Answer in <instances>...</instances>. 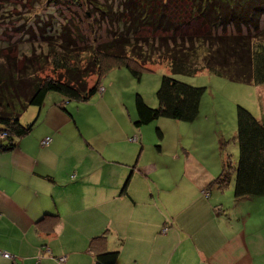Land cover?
Instances as JSON below:
<instances>
[{"label":"crops","instance_id":"obj_1","mask_svg":"<svg viewBox=\"0 0 264 264\" xmlns=\"http://www.w3.org/2000/svg\"><path fill=\"white\" fill-rule=\"evenodd\" d=\"M31 111L33 132L0 154V264H96L91 241L105 233L99 251L119 252L116 264H264V198L237 200L234 182L209 190L222 165L203 171L182 152L168 170L142 165L118 124L82 133L62 98Z\"/></svg>","mask_w":264,"mask_h":264},{"label":"trees","instance_id":"obj_2","mask_svg":"<svg viewBox=\"0 0 264 264\" xmlns=\"http://www.w3.org/2000/svg\"><path fill=\"white\" fill-rule=\"evenodd\" d=\"M86 1L112 23L111 41L94 47L88 58L81 61L79 57L85 53L75 49L78 41L71 38L70 28L64 26L60 43L55 48L50 45L52 49L47 56L55 76L34 78L33 72L24 76L11 64L9 69L0 67V154L15 150L33 132L36 120L23 125L22 117L31 107L41 108L51 93L61 95L64 102H88L104 91L102 80L111 69L125 67L140 80L143 72L150 70L147 65L155 64L154 56L158 53V59L169 66L173 75L193 77L205 72L259 87L260 107L264 109V0H188L193 19L202 20L208 27L204 34L192 36L178 34L167 11L154 5L155 0H126L123 9L112 8L109 1L107 4H100V0ZM72 3L81 5L80 0ZM146 28L172 34L154 40L136 37ZM230 30L233 32L228 34ZM73 54L80 60L75 61ZM94 76L96 81L89 86ZM206 93V88L164 76L156 94L158 107H149L140 94L136 95L134 126L141 130L160 119L194 123L200 116ZM236 123L239 160L234 165L227 153V141L221 142L222 171L208 189L225 191L234 182L237 200L264 198V116L258 118L238 105ZM157 135L163 139L160 129ZM130 141L140 144L141 139L136 136ZM126 188L127 184L122 193ZM59 218L58 214L47 215L38 224ZM106 234L91 241V248L97 251L96 264L118 261L119 252L99 251L98 246L107 241Z\"/></svg>","mask_w":264,"mask_h":264},{"label":"rangeland","instance_id":"obj_3","mask_svg":"<svg viewBox=\"0 0 264 264\" xmlns=\"http://www.w3.org/2000/svg\"><path fill=\"white\" fill-rule=\"evenodd\" d=\"M108 1L110 2L108 5L114 9H123V3L126 2V0H100V4H107ZM155 1L154 5L167 11V16L176 25L178 34L202 35L208 30L202 20L193 19L191 16V3L188 0ZM96 2L99 3V0ZM80 4V6L74 5L72 0H0V67L9 69L8 65L11 64L24 76L33 72L34 78L55 76L56 73L48 63L47 56L52 49L50 45L55 48L57 43H60V34L64 26L70 28L71 38L78 41L75 49L85 53L79 57L81 61L88 58L89 52L94 47L111 41L110 29L114 28L110 20H106V17L102 18L88 1L80 0ZM231 32L233 31H228V34ZM171 34L172 32L155 33L150 28H146L136 34V37L154 40ZM80 40L83 42L79 43ZM76 52L74 53L77 54ZM75 54H73L75 61H79V58L76 60ZM158 54L154 56L155 64L147 65L150 70L144 71L140 80L125 67L113 68L102 80V87L104 91L107 90L106 97L103 91L88 102H69L78 113V129L86 133L88 126H92L93 133H110L118 124L126 128L128 138L136 137L137 134L141 139L142 165L152 163L164 170H168L166 167L168 161L171 158L173 161L177 160L181 152L182 159L189 154L190 160L195 162L194 166H200L198 168L203 171L218 169L224 157L220 142L222 137V142L227 141V153L231 155V161L235 165L240 155L239 145L235 140L236 108L240 105L260 118L258 94L261 89L253 84L234 83L205 72L193 77L173 75L169 66L158 59ZM164 76L207 89L199 117L200 126L197 125L198 122L187 124L160 119L141 130L136 129L134 126V121L137 119L136 95L140 94L149 107H158L156 94ZM95 81L94 76L90 79L89 86ZM54 98L63 99L61 95L51 93L47 100ZM31 110H34V107L24 113L23 125L29 123ZM185 126L191 128L190 133L184 130ZM195 126L198 130H195ZM158 129L163 132V139L158 137ZM133 132H136L135 135L132 134ZM182 138L183 143L180 146ZM137 156L139 157V154ZM228 190L229 188L224 194ZM58 258L64 259L63 264L67 261L65 256Z\"/></svg>","mask_w":264,"mask_h":264},{"label":"built area","instance_id":"obj_4","mask_svg":"<svg viewBox=\"0 0 264 264\" xmlns=\"http://www.w3.org/2000/svg\"><path fill=\"white\" fill-rule=\"evenodd\" d=\"M135 140H137V138H135ZM50 142H51V139L50 138H47V139H45V141L43 142V144L44 145H48ZM164 233H167V230H165ZM1 256L4 259H6V260H12V261H14V257L12 255L8 254V253H2ZM59 261L61 263H63L64 262V259L61 258Z\"/></svg>","mask_w":264,"mask_h":264}]
</instances>
